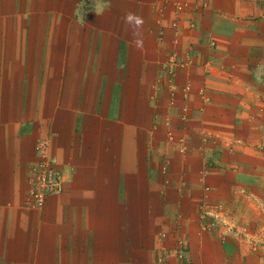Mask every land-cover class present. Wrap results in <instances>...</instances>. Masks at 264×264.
<instances>
[{"label":"crops","instance_id":"1","mask_svg":"<svg viewBox=\"0 0 264 264\" xmlns=\"http://www.w3.org/2000/svg\"><path fill=\"white\" fill-rule=\"evenodd\" d=\"M81 1L0 0V264H264V13ZM38 142L63 190L35 211Z\"/></svg>","mask_w":264,"mask_h":264},{"label":"built area","instance_id":"2","mask_svg":"<svg viewBox=\"0 0 264 264\" xmlns=\"http://www.w3.org/2000/svg\"><path fill=\"white\" fill-rule=\"evenodd\" d=\"M184 63L176 61L174 55L168 58L166 62V69L169 73H172V69L176 66H182ZM169 140H172L171 133L167 134ZM35 150L38 153L36 163L29 167L28 184L29 191L26 199V207L30 210L40 211L44 207L46 200L50 196L60 195L63 190L62 173L60 172L56 158L47 154L46 144L44 142H38L35 146ZM221 209L215 208V213L221 214ZM211 212L209 216L206 214L201 215L200 219H210L208 222L204 220L205 225H202L203 231H210L214 229L216 221L223 223L222 216H214ZM218 217V220H216ZM236 227H228V231L236 233ZM164 238V236H163ZM182 241L177 243L178 247H181ZM182 252H178L177 256L181 257Z\"/></svg>","mask_w":264,"mask_h":264},{"label":"clouds","instance_id":"3","mask_svg":"<svg viewBox=\"0 0 264 264\" xmlns=\"http://www.w3.org/2000/svg\"><path fill=\"white\" fill-rule=\"evenodd\" d=\"M125 23L126 24H130V25H133L134 26V29L136 30L134 32V35H136L138 38L135 40V46L137 48H141L142 45H143V41L140 37V30L142 29L143 25H144V19L139 16V15H136L134 13H127L126 16H125Z\"/></svg>","mask_w":264,"mask_h":264},{"label":"rangeland","instance_id":"4","mask_svg":"<svg viewBox=\"0 0 264 264\" xmlns=\"http://www.w3.org/2000/svg\"><path fill=\"white\" fill-rule=\"evenodd\" d=\"M84 0H82L81 2H79V6H81L82 11L86 12V10H90L93 9V7L87 8V6H85L86 4L83 2ZM248 4L252 5L256 10L258 11H262L264 13V0H248ZM254 9V10H255ZM83 14V12H81Z\"/></svg>","mask_w":264,"mask_h":264}]
</instances>
